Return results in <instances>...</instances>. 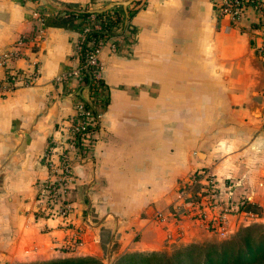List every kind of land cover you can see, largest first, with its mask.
Returning a JSON list of instances; mask_svg holds the SVG:
<instances>
[{
	"label": "crops",
	"instance_id": "crops-1",
	"mask_svg": "<svg viewBox=\"0 0 264 264\" xmlns=\"http://www.w3.org/2000/svg\"><path fill=\"white\" fill-rule=\"evenodd\" d=\"M110 1L38 0L45 11L43 39L7 61L23 70L34 63L37 76L0 96V264L79 255L112 264L125 252L201 240L211 232L170 208L177 184L199 166L210 167L222 198L257 205V213L229 212L227 232L242 217L264 219V58L256 51L264 12L247 6L226 22L211 0L126 5L133 14L120 15L97 54L100 117L88 157L79 161L72 149L68 153L69 212L38 204V184L48 171L42 154L50 138L57 147L63 142L80 87L75 75L54 79L77 65L83 23L58 20L64 16L58 10L65 4L92 10ZM33 5L0 0V54L30 31ZM155 210L166 218L155 220Z\"/></svg>",
	"mask_w": 264,
	"mask_h": 264
},
{
	"label": "built area",
	"instance_id": "built-area-1",
	"mask_svg": "<svg viewBox=\"0 0 264 264\" xmlns=\"http://www.w3.org/2000/svg\"><path fill=\"white\" fill-rule=\"evenodd\" d=\"M33 6L28 11L27 20L31 24L30 31L16 38L9 47L0 54V65L2 75H0V96L11 93L15 88L22 85H30L37 76V67L34 63L26 70L11 68L8 66L9 59L24 56L25 50L31 51L39 45L43 39L45 30V11L38 4V0H32ZM215 15L226 22L237 19L244 8L250 6L255 12H264L262 0H211ZM114 13L110 12L113 18ZM99 18L91 14L83 21L80 28V37L76 44L78 56L83 52L82 59L65 73L54 77L56 81L68 75H75L80 81L79 90L73 92L74 113L67 127L62 143L55 144L50 138L47 148L42 154L43 162L47 167L46 177L39 182L36 192V200L47 212L66 215L69 212V204L65 201V193L71 181V159L69 150L77 154V159L82 161L87 159V149L90 145L94 127L99 122L100 111L95 110V93L99 88L100 64L97 54L99 48L109 38L98 37L88 39L84 42V47L80 45L82 32L89 27H99ZM118 25L104 29V32L114 30ZM81 48L83 51H81ZM258 55L264 58V39L256 47ZM88 74L84 78V74ZM95 86L94 89H91ZM81 89L87 90L86 96H82ZM239 202L229 196H220L217 179L209 166H199L191 170L176 187V196L171 202L170 208L173 216L187 217L197 221L207 231L223 235L227 232L228 213L238 209ZM243 211V210H240ZM244 213H251L244 211ZM152 217L155 220H163L166 214L161 210H155ZM78 242V239L71 241V244ZM70 244V245H71Z\"/></svg>",
	"mask_w": 264,
	"mask_h": 264
},
{
	"label": "trees",
	"instance_id": "trees-1",
	"mask_svg": "<svg viewBox=\"0 0 264 264\" xmlns=\"http://www.w3.org/2000/svg\"><path fill=\"white\" fill-rule=\"evenodd\" d=\"M133 7L126 8L129 18L133 12ZM64 16H58V20L79 17L85 21L91 14L99 18V27H89L82 32L81 47L88 39L98 37L108 38L113 34V30L104 32V29L116 25L120 21V15H124L121 7L115 6L100 12H92L86 7H77L65 4L64 8L59 9ZM110 12L114 13L113 18ZM81 48V51H83ZM81 52L78 59H82ZM88 74H84L87 78ZM102 80H99V86ZM91 89H94L95 86ZM99 110V108H94ZM96 127V126H95ZM94 127V128H95ZM238 209L257 213V205L247 199L239 201ZM257 226L254 224L242 226L233 236L220 240L219 242L194 243L191 242L182 247L176 248L170 255L159 250L147 252L131 251L118 256L112 264H264V230L256 234ZM15 264H104L98 257L92 255L65 256L45 259L35 262L15 263Z\"/></svg>",
	"mask_w": 264,
	"mask_h": 264
},
{
	"label": "rangeland",
	"instance_id": "rangeland-1",
	"mask_svg": "<svg viewBox=\"0 0 264 264\" xmlns=\"http://www.w3.org/2000/svg\"><path fill=\"white\" fill-rule=\"evenodd\" d=\"M91 137H90V141H91ZM264 215V213H261L260 215ZM257 217V215L255 216ZM258 217H261V216H258ZM254 218V217H242L243 219V222H241L240 224L237 225V227L231 231V232H226L225 234L223 235H214L215 233H212L211 232V235L201 239V240H197V241H190V242H185V243H181V242H174L173 244H170L168 245L167 247H165L164 249H161L159 250L160 252H163L165 253V255H170L176 248H179V247H182L184 245H187L191 242H194V243H205V242H209V241H212V242H219L220 240H223V239H226V238H229L231 236H233L242 226L244 225H251V224H254L257 226V229H256V234L260 231H263L264 230V219H259V218ZM255 219V220H254Z\"/></svg>",
	"mask_w": 264,
	"mask_h": 264
},
{
	"label": "water",
	"instance_id": "water-1",
	"mask_svg": "<svg viewBox=\"0 0 264 264\" xmlns=\"http://www.w3.org/2000/svg\"><path fill=\"white\" fill-rule=\"evenodd\" d=\"M132 0H113L108 2L105 6L102 8H97V9H92V12H100L102 10L108 9L114 5H119L121 9L123 10L125 17L127 16L126 14V5L130 3Z\"/></svg>",
	"mask_w": 264,
	"mask_h": 264
}]
</instances>
